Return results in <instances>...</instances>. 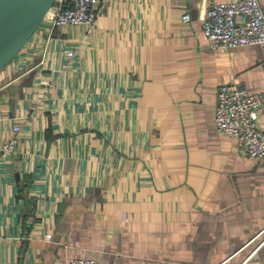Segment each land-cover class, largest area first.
Listing matches in <instances>:
<instances>
[{
  "label": "crops",
  "instance_id": "1",
  "mask_svg": "<svg viewBox=\"0 0 264 264\" xmlns=\"http://www.w3.org/2000/svg\"><path fill=\"white\" fill-rule=\"evenodd\" d=\"M222 1L102 0L91 30L45 19L0 70V264H264V156L215 121L239 82L264 129V55L208 46Z\"/></svg>",
  "mask_w": 264,
  "mask_h": 264
},
{
  "label": "built area",
  "instance_id": "2",
  "mask_svg": "<svg viewBox=\"0 0 264 264\" xmlns=\"http://www.w3.org/2000/svg\"><path fill=\"white\" fill-rule=\"evenodd\" d=\"M102 0H57L54 14L45 19L51 31L67 25H84L91 30L100 15ZM184 19H191L186 12ZM208 46L231 49L242 45H257L264 55V7L260 0H230L204 7L199 13ZM78 47L66 52L67 59H75ZM263 96L250 91L239 82L220 85L217 91L215 121L218 127L237 140L238 145L253 157L264 156V129L260 126ZM18 134L21 126L14 127ZM18 136L2 145V150L15 151ZM51 232L46 234L51 239ZM70 264H101L98 260L75 256Z\"/></svg>",
  "mask_w": 264,
  "mask_h": 264
},
{
  "label": "water",
  "instance_id": "3",
  "mask_svg": "<svg viewBox=\"0 0 264 264\" xmlns=\"http://www.w3.org/2000/svg\"><path fill=\"white\" fill-rule=\"evenodd\" d=\"M56 1L0 0V70L23 49Z\"/></svg>",
  "mask_w": 264,
  "mask_h": 264
},
{
  "label": "trees",
  "instance_id": "4",
  "mask_svg": "<svg viewBox=\"0 0 264 264\" xmlns=\"http://www.w3.org/2000/svg\"><path fill=\"white\" fill-rule=\"evenodd\" d=\"M21 197L26 201V208L24 209L25 223L29 216L32 214V205L28 197V184L21 183Z\"/></svg>",
  "mask_w": 264,
  "mask_h": 264
},
{
  "label": "bare ground",
  "instance_id": "5",
  "mask_svg": "<svg viewBox=\"0 0 264 264\" xmlns=\"http://www.w3.org/2000/svg\"><path fill=\"white\" fill-rule=\"evenodd\" d=\"M54 12H55V7H51L50 10L47 13V18L51 17L54 14Z\"/></svg>",
  "mask_w": 264,
  "mask_h": 264
},
{
  "label": "rangeland",
  "instance_id": "6",
  "mask_svg": "<svg viewBox=\"0 0 264 264\" xmlns=\"http://www.w3.org/2000/svg\"><path fill=\"white\" fill-rule=\"evenodd\" d=\"M51 24L49 25L48 29L50 30Z\"/></svg>",
  "mask_w": 264,
  "mask_h": 264
}]
</instances>
